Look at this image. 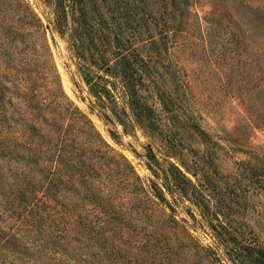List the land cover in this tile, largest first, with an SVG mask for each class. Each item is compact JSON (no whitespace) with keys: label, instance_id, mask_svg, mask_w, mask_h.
<instances>
[{"label":"rangeland","instance_id":"1","mask_svg":"<svg viewBox=\"0 0 264 264\" xmlns=\"http://www.w3.org/2000/svg\"><path fill=\"white\" fill-rule=\"evenodd\" d=\"M25 1L45 24L50 8L44 0ZM129 2L138 23L129 38L149 66L146 86L140 91L153 108V129L137 123L128 107L126 126L114 118L107 121L102 113L111 116L110 111L96 105L66 41L49 31V54L0 45V119L6 115L29 119L31 114L41 119L45 113L39 112L37 100H48L61 86L109 146L118 192L114 204L108 205L118 226L114 236L95 249L68 241L71 254L85 264H161L162 257L164 264H210L202 253L171 255L166 261L160 252H147L149 241L162 243L171 235L166 215L187 220L194 241L213 249L218 264H232L199 209L187 199L175 202L147 162L151 159L164 167L171 162L194 183L211 181L235 224L246 237L264 245V188L241 174L246 166L264 160V0ZM41 62L50 67L42 71ZM19 76L26 81H16ZM114 93L116 101H123L118 86ZM3 125V145H10L21 124ZM6 157H0V202L12 191V184L19 183L23 169L20 161ZM38 175L34 173L36 180ZM139 184L163 193L153 204L135 188ZM55 198L76 221L86 225L92 219L87 196L61 188Z\"/></svg>","mask_w":264,"mask_h":264},{"label":"trees","instance_id":"2","mask_svg":"<svg viewBox=\"0 0 264 264\" xmlns=\"http://www.w3.org/2000/svg\"><path fill=\"white\" fill-rule=\"evenodd\" d=\"M43 3L50 8L45 24L25 0H0V45L11 49L21 45L37 54L42 53L39 50L49 54L46 32H56L66 41L96 105L102 111H110L111 116L104 111L103 117L109 122L114 118L126 126L128 107L137 123L153 129V108L140 91L146 86L149 66L129 38L138 24L129 0ZM41 64L42 71L49 66L46 62ZM17 79L26 81L22 76ZM117 86L125 95L121 104L115 100ZM36 106L45 113L41 119L32 114L29 119L21 115L0 119V157L7 156L23 165L18 175L20 186L13 183L12 191L0 202V264H15L14 257L18 264H85L86 260L71 254L68 241L95 249L100 241L111 239L118 226L112 221L113 208L109 207L118 192L111 150L61 86L53 89L48 100H37ZM3 123L21 124L18 127L22 130L10 145H3ZM147 164L155 176H161L163 188L175 202L187 199L199 209L211 236L224 248L232 264H264V245L246 237L235 224L224 209L223 199L214 194L211 181L194 183L171 162L164 167L148 159ZM246 167V172H241L244 178L264 188V160ZM34 173L39 174L37 180ZM61 188L87 196L93 216L86 225L73 219L55 198ZM135 188L146 193L153 204L154 198L163 193L160 188L149 190L141 184ZM166 217L171 235L162 243L149 241L147 252H160L159 256L164 254L166 261L169 256L202 253L207 262L218 264L213 249L194 241L187 232V220L174 215ZM160 262L164 264L163 257Z\"/></svg>","mask_w":264,"mask_h":264}]
</instances>
